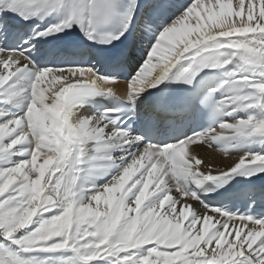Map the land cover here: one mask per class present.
I'll list each match as a JSON object with an SVG mask.
<instances>
[{
    "label": "snow or ice",
    "instance_id": "1",
    "mask_svg": "<svg viewBox=\"0 0 264 264\" xmlns=\"http://www.w3.org/2000/svg\"><path fill=\"white\" fill-rule=\"evenodd\" d=\"M262 180L264 0H0V264H264Z\"/></svg>",
    "mask_w": 264,
    "mask_h": 264
},
{
    "label": "bare ground",
    "instance_id": "2",
    "mask_svg": "<svg viewBox=\"0 0 264 264\" xmlns=\"http://www.w3.org/2000/svg\"><path fill=\"white\" fill-rule=\"evenodd\" d=\"M142 53L143 47L139 49L138 55L136 56V63L139 62ZM160 70L161 69L157 68L155 72L158 73ZM110 86L116 89L117 94L123 95L126 92V83L118 82L117 84ZM189 151L198 155L199 158L204 160L206 165H210L213 170L226 169L227 167H230L237 158L235 155L225 156L214 147H208L207 145L202 144L190 146ZM197 207H199V205H197Z\"/></svg>",
    "mask_w": 264,
    "mask_h": 264
}]
</instances>
